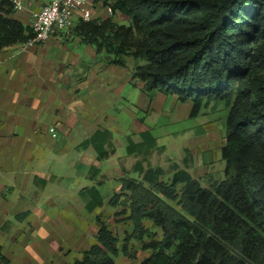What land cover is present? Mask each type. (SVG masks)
<instances>
[{
  "label": "trees",
  "instance_id": "obj_1",
  "mask_svg": "<svg viewBox=\"0 0 264 264\" xmlns=\"http://www.w3.org/2000/svg\"><path fill=\"white\" fill-rule=\"evenodd\" d=\"M105 5L129 24L81 21L71 35L104 52L110 64L124 67L131 58L132 80L144 83L148 97L160 92L190 102V117L222 103L228 109L220 151L224 177L204 189L185 171L164 181L160 168L137 164L140 179L122 178L120 193L108 203L128 210L116 216L127 215L121 221L132 224V233L118 251L117 238L97 219L95 244L73 264H114L119 252L135 259L128 245L133 240L150 252L140 264H264V0H105ZM13 9L11 0L0 1V51L34 38L31 27L10 18ZM143 138L147 154L155 141L148 134ZM128 150L134 152L131 143ZM86 193L92 200L87 210L101 205L94 189ZM145 222L159 230L160 240Z\"/></svg>",
  "mask_w": 264,
  "mask_h": 264
},
{
  "label": "crops",
  "instance_id": "obj_2",
  "mask_svg": "<svg viewBox=\"0 0 264 264\" xmlns=\"http://www.w3.org/2000/svg\"><path fill=\"white\" fill-rule=\"evenodd\" d=\"M16 1L22 10L13 9L10 18L25 27H31L33 16L50 2ZM86 1L91 20L129 22L121 13L112 14L105 0ZM133 68L132 62L124 67L108 63L104 52L66 32L39 45L0 51V264H73L95 244L97 219L117 238L120 251L133 226L121 221L127 215L116 216L126 209L109 206V200L120 193L122 178L140 179L134 171L137 164L160 168L149 161L156 155L160 163L162 159L157 139L137 118L136 95L125 91L128 84L136 85ZM136 86L149 108L156 100L165 101L167 95L160 92L150 99L144 83ZM125 114L132 122L123 136L126 157H118L113 133L124 134L113 129L120 127L118 119ZM146 134L155 141L147 154ZM184 151L180 166L167 160L168 171L160 168L162 180L189 169L193 179L205 182L207 169L195 162L189 149ZM90 189L101 198L93 210L86 208L92 202L86 193ZM144 227L160 240L151 222ZM128 245L135 259L119 252L114 264H140L150 254L134 240Z\"/></svg>",
  "mask_w": 264,
  "mask_h": 264
},
{
  "label": "rangeland",
  "instance_id": "obj_3",
  "mask_svg": "<svg viewBox=\"0 0 264 264\" xmlns=\"http://www.w3.org/2000/svg\"><path fill=\"white\" fill-rule=\"evenodd\" d=\"M125 23L123 25H128ZM125 64L135 62L131 58H125ZM138 64H144L140 61ZM134 84H140L139 81H134ZM136 85L128 84L125 91H133L136 95L133 99V104L139 106L136 111L137 118L144 122L154 138L157 139V149L162 153L161 163L159 155H156L153 160L149 161V165L168 171L169 166H166L167 160H171L180 166L182 157H185V149H189L190 155L193 156L195 162L204 166L207 169L205 182H200L202 188L210 189L215 182L223 180L225 163L220 156V148L224 142L226 135V117L228 109L222 103H212L207 107H203L196 117H190L192 104L179 103L174 96H164L165 101H154L151 108L146 103L140 88ZM149 95V98L154 100V96ZM158 101V102H157ZM144 105V107H143ZM132 119L128 114L121 115L118 119V126L115 129L124 135L114 132V141L118 157H126V137L127 130L131 127ZM129 134V133H127ZM222 139V142H221ZM221 143V144H220ZM196 152V155L193 153ZM187 172L193 177L194 175L189 169Z\"/></svg>",
  "mask_w": 264,
  "mask_h": 264
},
{
  "label": "built area",
  "instance_id": "obj_4",
  "mask_svg": "<svg viewBox=\"0 0 264 264\" xmlns=\"http://www.w3.org/2000/svg\"><path fill=\"white\" fill-rule=\"evenodd\" d=\"M11 3L14 9L22 10L16 0H11ZM81 21H91V12L86 0H50L33 16L31 29L34 38L25 45H39L59 33L68 34L74 25ZM49 133L54 137V129H50Z\"/></svg>",
  "mask_w": 264,
  "mask_h": 264
}]
</instances>
